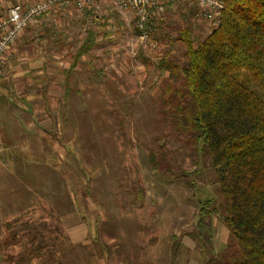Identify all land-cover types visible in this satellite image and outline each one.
<instances>
[{"label": "rangeland", "instance_id": "obj_1", "mask_svg": "<svg viewBox=\"0 0 264 264\" xmlns=\"http://www.w3.org/2000/svg\"><path fill=\"white\" fill-rule=\"evenodd\" d=\"M173 13L172 28L165 25L155 39V22L143 42L131 14L58 7L30 24L5 54L0 264L205 262L181 236L198 231L200 203L217 197L216 186L206 161L194 166L198 158L170 134L160 103L167 73L157 65L168 53L186 67L177 42L186 21L201 38L213 26L196 5L179 4ZM88 31L97 34L95 45L78 59ZM240 78L264 100L247 73ZM160 144L176 152L174 174L149 164V149ZM183 170L185 177L176 179ZM207 225L206 246L219 254L228 232L218 216Z\"/></svg>", "mask_w": 264, "mask_h": 264}, {"label": "trees", "instance_id": "obj_2", "mask_svg": "<svg viewBox=\"0 0 264 264\" xmlns=\"http://www.w3.org/2000/svg\"><path fill=\"white\" fill-rule=\"evenodd\" d=\"M220 1V23L207 36L198 37L187 21L178 30L186 67L168 53L157 65L167 73L160 103L170 134L198 158L194 166L206 161L216 186L217 197L200 203L198 231L181 238L194 242L206 257L203 264H264V100L240 78L247 73L264 92V0ZM173 12L156 21L155 39L165 25L173 27ZM96 36L87 32L76 58L94 47ZM148 152L153 170L176 172L175 151L160 144ZM214 216L228 232L219 254L206 246L207 222Z\"/></svg>", "mask_w": 264, "mask_h": 264}, {"label": "built area", "instance_id": "obj_3", "mask_svg": "<svg viewBox=\"0 0 264 264\" xmlns=\"http://www.w3.org/2000/svg\"><path fill=\"white\" fill-rule=\"evenodd\" d=\"M179 4L196 5L197 15L208 20L213 27L220 23L223 9L220 0H42L30 6L14 4L9 8L7 16L0 19V76L6 65L5 54L15 45L20 35L38 18L58 7H71L86 13L107 6L122 14H131L140 39L148 42L154 31V23L167 10L172 11Z\"/></svg>", "mask_w": 264, "mask_h": 264}, {"label": "crops", "instance_id": "obj_4", "mask_svg": "<svg viewBox=\"0 0 264 264\" xmlns=\"http://www.w3.org/2000/svg\"><path fill=\"white\" fill-rule=\"evenodd\" d=\"M4 2H5V1H4ZM4 2H3L2 5H0V15H2V14H6V13L8 12V8L12 5V4H11V3H12L11 0H7V2H6V6H5ZM24 32H25V31H24ZM24 32H23V33H24ZM20 37H21V35H20Z\"/></svg>", "mask_w": 264, "mask_h": 264}]
</instances>
